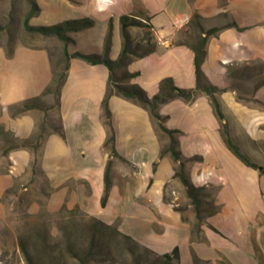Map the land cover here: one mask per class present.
<instances>
[{"label": "crops", "instance_id": "obj_1", "mask_svg": "<svg viewBox=\"0 0 264 264\" xmlns=\"http://www.w3.org/2000/svg\"><path fill=\"white\" fill-rule=\"evenodd\" d=\"M36 2L40 13L32 20L38 18L41 24L57 25L82 18L94 21L92 28L70 34L74 40L68 46L71 54L103 55L112 22L109 59L114 61L123 44L121 17L146 13L151 18L157 51L134 59L128 71L136 74L130 83L139 85L149 98L159 93L161 82L167 78L179 88H197L191 48L196 42L189 41L193 31L188 30L195 13L206 31L220 29L208 40L202 72L218 89L215 97L232 141L264 168V0ZM91 34H97L95 39L89 37ZM109 77L104 65L72 59L55 108L39 105L13 116L15 109L30 100L44 99L53 80L51 51L44 43L17 45L10 55L7 47L0 46V125L17 139L28 140L43 125L49 130V120L55 114L63 130V135L46 131L38 154L19 148L4 157L10 144L0 138V225L6 211L5 195L19 183L20 192L25 193L29 188L24 181L41 179V186L47 188L45 207L49 212L78 208L89 218L116 226L159 256L178 248L180 264H195V256L206 264H260L256 247L264 254V174L246 166L227 148L221 137V121L204 92H198L191 102L174 99L159 109L167 117L166 127L181 132L179 149L190 160L187 173L191 182L214 190L219 212L206 218L204 240L192 242L191 228L196 218L176 211L178 195L165 200L169 185H175L183 199L188 198L182 183L174 178L173 159H160L162 144L149 113L118 96L110 99L109 108L120 157L112 158L111 190L106 206H102L111 160L104 148L107 129L102 118ZM35 160L39 173L33 171ZM29 210L37 214L41 207L34 203ZM3 253L0 231V264H5Z\"/></svg>", "mask_w": 264, "mask_h": 264}, {"label": "trees", "instance_id": "obj_2", "mask_svg": "<svg viewBox=\"0 0 264 264\" xmlns=\"http://www.w3.org/2000/svg\"><path fill=\"white\" fill-rule=\"evenodd\" d=\"M26 2L29 5V11L27 12L23 22L25 31L33 35H39L40 37L41 36L46 38L54 37L59 41H61L64 45L63 57L65 60V66L63 68V71L58 73L56 72L53 66L52 84L45 92L47 93L50 91L51 88H53L57 98V104L59 102L61 89L64 86L65 81L67 79V75L69 71V63L72 59L75 58L82 59L91 65H104L108 68L110 72L107 91L105 98L103 100L102 118H103V123L107 129V140L104 144V148L109 151L111 160L109 161L106 170L105 191L102 199V206L103 207L106 206L111 190L110 170L113 164L112 158L120 157L116 150V132L113 126L112 114L109 108L110 99L113 96H118L136 103L137 105H139L149 113L155 132L162 144L160 159H164L167 156H170L173 159L175 163L174 178L178 179L182 183L185 189L186 196L190 201V205L194 208L196 223L193 224L191 228V240L192 242L203 241L204 240L203 227L207 225L206 218L208 216L215 215L219 212V208L215 205L214 202V190L213 188H211L213 190V197L210 202L211 210L206 212V210L204 211L203 209L205 207L204 200L207 197L206 192L210 190V188L207 186L196 187L191 182L189 175L187 173V163L190 160L185 159L179 149L178 137L181 134V132L178 130H170L166 127L165 122L167 120V117L162 116L159 113L160 107L174 99H182L186 102H191L196 97L198 92H204L206 95L209 96L213 110L216 116L218 117V119L221 121V137L227 148L237 158H239L246 166L259 171L261 174H264V168L256 163H253L245 154H243L239 150V148L232 141L231 136L229 134L228 126L225 122V117L215 97V93L218 92V89L207 82L202 72V65L206 57V45L208 43V40L211 36L216 35L220 31V29H211L206 31L202 26L201 17L197 13H195L188 25V30L195 28L198 32V38L196 40V43L194 45H191V48L195 53L194 65H195L196 78H197V88L181 89L174 84L172 79L167 78L161 82L159 93L153 98H149L146 92L139 85L130 83L132 79L136 77V74H132L128 71V65L134 59L146 57L157 51L158 44L154 36L153 25L151 24V18L146 13L140 12L138 13V15L121 17L120 20L121 37L123 40V44L118 59L114 61L109 59V53L111 51L112 37H113L112 22L110 23L109 30L105 39L103 55H97V54L84 55L79 52L71 54L68 51V46L69 44L73 43L74 40L72 39L70 34L92 28L94 26V21L89 18H82L79 20L67 21L61 25L35 27L31 25V20L40 13V8L36 0H26ZM232 26L235 27L236 25L232 24ZM132 28L149 29V32H147L146 34V38L143 40L147 42V45L144 47V50L142 51L141 54H138L136 47L135 49L133 47L134 42L130 34V30ZM3 31L4 28L0 26V34ZM137 47H142V46L138 44ZM14 49L15 46L7 47V51L10 55H12ZM45 93L43 94V97ZM40 101L41 98L30 100L28 103L17 108V110H14L12 115L17 116L28 110L36 108L39 106ZM45 130H46V126L43 125V127H41V129L34 135L33 138L28 140H19L15 137V135L12 132L6 131L4 127L0 125V138L4 139L6 142L10 144L8 150H4L3 156L7 157L11 150H15L19 148H29L33 150L36 154H38V151L44 139V135L46 132ZM52 131L63 135V130L60 124L56 125ZM165 138L168 140V143L166 145L163 142ZM156 168H157V164L154 165V171H156ZM33 171L35 173H39L37 171V160H35V163L33 165ZM9 195H17L16 190L11 189L7 193V195H5L3 202L6 199V197ZM165 200L168 201L167 198H165ZM175 209L176 211L182 213V211L178 207H176ZM73 212L81 213L82 215L88 217L78 208L75 209ZM89 219L91 221L92 231L103 230L104 232H107L110 235H112L116 240L124 241L127 245L131 246L134 255L141 250L153 253L149 249L139 245L130 237L122 234L116 226H109L103 223L102 221H100L99 219H95V218H89ZM210 228L216 233H219V231L216 230L215 228L213 227ZM95 242H96V235L92 239V242L87 250V257L92 254L94 250ZM3 244H4V238H3ZM19 249L24 257L25 263L33 264L32 256L25 243L20 242ZM256 252L259 257L260 264H264V254L258 247H256ZM157 256L159 258H162L166 264H172L173 261H177V264H180V253L178 248H176L172 253L164 254L161 256L157 255ZM3 258H4V253L2 257V261L4 262ZM194 259H195V264H206L201 260H199L196 256L194 257ZM12 263H16V262H12ZM12 263H5V264H12ZM222 264H229V263L222 262Z\"/></svg>", "mask_w": 264, "mask_h": 264}, {"label": "rangeland", "instance_id": "obj_3", "mask_svg": "<svg viewBox=\"0 0 264 264\" xmlns=\"http://www.w3.org/2000/svg\"><path fill=\"white\" fill-rule=\"evenodd\" d=\"M28 11L29 5L26 0H0V26L4 28L0 34V46L47 44L56 72H62L65 66L63 43L56 38L42 42L39 35L26 32L23 22ZM41 23L43 22L38 18L32 20V24L36 26L56 25ZM192 31L189 41L195 43L197 30L194 28ZM147 32H149L148 28H132L130 30L134 42L133 47L134 49L136 47L138 54H141L147 45V42L143 41ZM96 35L91 34L89 37L95 39ZM138 44L142 47H137ZM81 47L85 49L84 44H81ZM41 100L40 106L55 108L57 98L54 89L51 88L49 92L45 93L44 99ZM49 121L52 122V125H50L49 130L45 131L53 130L59 124L55 114H52ZM163 142L166 145L168 140L165 138ZM24 184H27L29 188L27 192H20L22 183H19V187L15 188L17 195H9L4 200L6 211L3 215L0 231L4 238L3 259L5 263L20 260L25 262L19 249V243L23 242L32 256L33 264H166L162 258L143 250L134 255L131 246L122 240H116L103 230L92 231L90 219L81 213H74L75 209L49 212L44 207L47 188L41 186V179L38 181L33 179L30 182L24 181ZM175 195L179 197L178 208L182 213L188 218L195 217L194 208L191 207L190 201L183 199V195L175 188V185H169L166 198L171 200ZM206 196L203 209L208 212L211 210L210 202L213 197V190H208ZM34 203H39L41 207L37 214L31 213L29 210ZM193 222L195 224L196 219ZM95 235L94 250L87 257V250ZM172 264H177V261H173Z\"/></svg>", "mask_w": 264, "mask_h": 264}]
</instances>
